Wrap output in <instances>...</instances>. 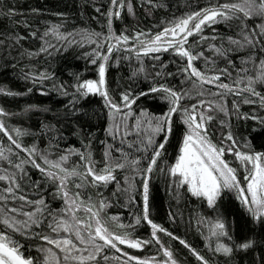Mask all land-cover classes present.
<instances>
[{"label":"snow or ice","instance_id":"6c2138e0","mask_svg":"<svg viewBox=\"0 0 264 264\" xmlns=\"http://www.w3.org/2000/svg\"><path fill=\"white\" fill-rule=\"evenodd\" d=\"M139 2L141 7H144L145 3L153 8L164 6L153 4L152 0H139ZM94 10L106 20L107 35L87 29L64 33L61 31L62 25L52 24L40 36L42 46L39 52L29 55L39 53L51 55L50 50H58L55 44L46 39L49 36L54 37L58 43L62 42V47L82 46L85 42L95 45L93 51L86 55L91 58L93 65H97L99 61L98 79H86L80 82L77 77V83L73 85L75 92L82 97L98 94L104 99L110 118L106 134L114 140L117 133H121L124 138L132 135L133 132L137 136L141 131L146 133V139L138 140L136 147L137 152L150 153L146 167H140L141 158H131L130 154L123 150L124 139H121L120 148L107 144L99 162L93 159L89 151L90 145H83L84 151L76 148L63 150L59 149L58 142L56 144L50 142L49 148H56L58 152L63 153L56 159H51L53 153L48 150L38 152L36 145L24 147L18 143V139L26 134V130L22 132L17 127H12L10 130L4 118H10L16 113H9L0 106V133L10 142L7 149L0 142V162L8 165L7 168L0 167V182H4L3 188L0 189V264H112V262L114 264H179L173 251L161 242L158 233L178 240L199 264H210L209 259L195 247L174 236L167 228L150 218L149 181L158 160L167 150L166 145H170L172 138L176 140L174 163L169 165L166 162L172 184L176 188L187 186L186 190L191 196L205 201L209 208L217 211L214 219L201 217L197 221L198 229L203 228L207 232L204 236L205 240H215L214 248L210 243L206 244V247L213 253H222L225 256H231L234 251L254 248L257 244L255 239L244 237L242 242H237L233 238L230 234V225L219 214L218 202L227 194H231L251 217L253 224L264 226V150L254 148L247 138L242 144H238L230 123L233 116L238 121L251 119L259 125L258 128L251 130L252 133L264 136V116L241 113L237 99H233L232 108L229 110L225 99L227 94H231L243 104L258 103L264 108V91L257 90L258 87L264 89V0H236L232 3L215 5L210 3L208 7L173 19L154 35L143 31L133 33L131 39L135 41V46L124 50L136 51L137 59L140 58V51H137L136 46L144 55L159 54L172 49L177 57L185 59L184 65L178 66V72L184 77L181 84L188 83L191 88L177 91L161 84L149 89L150 93L161 94V99L167 102L166 111L161 109L160 115H149L144 109H140L139 115L133 112L132 106L137 104L140 97H147L149 92L141 91L137 95L135 92L121 91L117 98L113 99L108 90L106 73L109 58L114 49L120 50L119 45L121 43L127 45L130 39L123 32L116 35L113 19L121 18L125 10L128 14L135 15L132 0H108L106 6L94 7ZM2 14L10 18L23 15L12 8ZM57 15L63 16L62 13ZM230 20L239 21L240 31L237 35L240 38L234 39L229 36L228 44L234 46L236 50H250L249 55L246 58L241 57L237 66L236 61L229 58L228 49L223 45L221 47L212 45L215 54L223 57L227 66L223 69H215L214 74H208L212 71L207 68L208 59L202 52L196 49L190 50L189 37L199 35L201 41L207 40L209 38L202 35L204 27ZM257 20L260 23H256ZM250 21L253 27H249ZM24 26L29 27L26 21ZM101 27L103 28L104 25ZM30 36L35 38L36 31L30 32ZM14 39L18 43L24 37L16 35ZM211 39L216 37L213 36ZM257 52L259 57L256 55ZM154 59L160 61V56L154 55ZM201 59L205 62L204 71L194 63ZM211 63L215 65L214 60ZM161 67L167 66L161 63ZM228 67L236 71L235 77H232ZM139 70L143 71V68ZM156 75L159 76L161 73L157 72ZM222 76L228 78L230 82H221ZM24 78L31 79L33 85L40 82L42 86L43 81L50 77L47 73H40L39 76L29 73L25 74ZM205 85L213 86L217 91L206 93ZM57 87L63 94H68L64 85ZM31 92L32 88H28L24 93L0 88V95L4 97L28 95ZM206 95L212 99H207ZM34 107L29 105L24 111L27 112ZM117 115L120 116V123L115 120ZM218 115H222L224 119H219L217 126L213 128V122L217 121ZM130 120L134 121L131 132ZM143 124L147 127L144 128ZM213 137H216V142L213 141ZM53 139L58 141L62 137L53 136ZM101 143L105 142L101 141ZM127 146L131 149L133 143L128 142ZM260 147L264 149V144ZM13 149L25 153L26 158L20 159L19 151L14 152ZM113 152L118 153V157H113ZM72 155H76L80 163L69 167L67 162ZM226 155H231L238 162L236 167L225 158ZM28 165L42 174L44 185L40 181L31 180L27 172ZM126 167H131L141 177V214L136 215L134 223L129 224L122 223L119 216H107L106 209L111 207V203L109 197H105L100 191L115 182L116 191H113L111 196L127 193L132 200L131 192L136 191L135 185L125 176L124 183L128 187L121 189L120 182L114 174L117 169L124 170ZM160 171H165V168H161ZM89 187L96 190L95 200L86 191ZM26 188L29 191L26 192L24 190ZM32 193H35V198L30 199ZM49 197L53 203L57 200L61 201L62 206L53 209ZM142 222L150 227L149 238L140 239L133 234L135 228ZM17 236L26 243L39 241L40 244L36 248L38 255H31L26 243H21ZM224 240L228 243L222 242ZM153 244L158 246L159 256L141 258L130 255L120 247L127 245L129 249H144ZM106 250H115L120 255L110 257L106 254ZM258 264H264V256Z\"/></svg>","mask_w":264,"mask_h":264},{"label":"trees","instance_id":"16d2710c","mask_svg":"<svg viewBox=\"0 0 264 264\" xmlns=\"http://www.w3.org/2000/svg\"><path fill=\"white\" fill-rule=\"evenodd\" d=\"M132 2L135 15L128 14L125 10L121 18L113 19V29L116 35L123 32L130 39L127 45H119L120 50L114 49L109 58L106 79L110 96L116 99L121 91L135 92L138 95L141 91L149 92L151 87H158L161 84L177 91L182 88H191L188 83L181 84L184 77L178 72V66L182 67L185 59L177 57L172 49L159 54L144 55L143 51L136 46L137 51H140L139 59H137L136 51H125L124 49H131L135 46V41L131 37L136 31L151 32L154 35L156 31L162 30L173 19L208 7L210 3L215 5L217 3H232L236 0H152L153 4L164 5L156 8L149 7L147 3L141 7L139 0H132ZM107 3L108 0H0V88L16 93H24L28 88H32V92L28 95L14 97L0 95V106H3L9 113H16L10 118H4L10 130L12 127L20 128L22 132L26 130V134L18 139V143L24 147L36 145L38 152L48 150L53 153L51 159H56L58 155L63 153L58 152L56 148H49L50 142L52 144L58 142L59 149L63 150L76 148L84 151L83 145H90L89 151L92 153L93 159L99 162L107 144L120 148L121 139H124L123 150L128 152L131 158H141L140 167L143 168L146 167V160L150 153L137 152L136 147L138 140L146 139V133L141 131L137 136L133 132L126 138L122 137L121 133H117L114 140L106 134L110 118L104 99L98 94L82 97L75 92L73 87L77 83V77H79L80 82L86 79H98L99 61L97 65H93L91 58L86 55V53L93 51L95 45L85 42L82 46L62 47V42L58 43L54 37L49 36L46 39L55 44L58 50H50L51 55L48 53L29 55V53L39 52L42 46L40 36L52 24L62 25L61 31L64 33L87 29L107 35L106 20L94 10V7L106 6ZM9 8L23 15L10 18L2 14L7 12ZM34 9L37 11L34 12ZM58 13H62L63 16L57 15ZM25 21L29 27L24 26ZM256 23H260V21L257 20ZM238 24L239 21L236 20L219 21L217 24L204 27L202 35L209 39L201 41L199 35L189 37L190 50L196 49L208 59L207 68L212 70L208 74H214L215 69H223L227 66L224 58L215 54L212 45L215 47L223 45L224 48L228 49L229 58L235 60L237 66H239L241 57L246 58L249 55L250 50H236L227 42L229 36L234 39L240 38L237 35L240 31ZM101 25L104 27L102 28ZM253 26L250 21L249 27ZM32 31L37 33L35 38L30 36ZM16 35L22 36L24 39L17 43L14 39ZM213 36L216 39H211ZM9 37H13V39H9ZM104 51L106 54V48ZM154 55H159L160 61H156ZM256 55L259 57V52ZM213 60L215 61L214 66L211 63ZM161 63L167 67L162 68ZM194 63L201 71L205 70L203 59ZM141 67L143 71L139 70ZM228 71L232 73V77L236 76V71L232 67H228ZM157 72H160L161 75L157 76ZM29 73L33 76L47 73L50 78L44 80L42 86L40 82L33 85L31 79L24 78L25 74ZM168 73H172V75H168ZM221 82L229 83L230 81L222 76ZM58 85H64L68 94L65 95L58 90ZM205 90L206 93L217 91L215 87L208 85H205ZM257 90L264 91L259 87ZM42 92L46 94L42 95ZM206 98L212 99L207 95ZM225 99L229 110L232 108L233 99H237V102L240 103L241 113L264 116V108L258 103L255 105L243 104L231 94H227ZM74 100L75 103H73ZM166 103L161 99V94L149 92L147 97H140L137 104L133 105L132 108L136 115H139L140 109H144L149 115H160L161 109L166 111ZM29 105L35 107L25 112L24 109ZM219 119H224V117L218 115L217 121L213 122V128L217 126ZM115 120L120 123V116L117 115ZM230 123L238 144H242L247 138L254 148L264 150L260 147L261 144H264V136L251 131L253 128L259 127L255 121L251 119L238 121L233 116ZM129 124V131L131 132L134 121L130 120ZM142 126L147 127L146 124ZM122 131L123 129H121ZM53 136L62 137V139L57 141L53 139ZM101 141L105 143L102 144ZM213 141L216 142V137H213ZM0 142L5 149L10 146V142L2 133H0ZM128 142L133 143L131 149L127 146ZM175 146L176 140L172 138L170 145H166L167 150L158 160L149 181L150 218L163 225L174 236L195 247L205 258L209 259L210 264H258L261 257L264 256V226L253 224L251 217L231 194H227L218 202L219 214L230 225V234L237 242H242L244 237H250L255 239L257 244L247 251H234L231 256L213 253L206 247V244L210 243L214 248L215 240H205L204 236L207 235V232L203 228L198 229L197 221L201 217L214 219L217 216V211L209 208L205 201L191 196L186 190L187 186L176 188L172 184L168 176L166 162L169 165L174 163ZM13 151H19L20 159L26 158V154L22 151L18 149H13ZM112 155L118 157L119 154L113 152ZM225 158L232 163L233 167L237 166L238 162L231 155H226ZM37 162L41 163L40 160ZM79 163L78 157L72 155L69 157L67 166L71 167ZM0 167L7 168L8 165L5 162H0ZM26 167L31 180L40 181L42 185L45 184L44 177L38 170L33 169L30 165ZM161 168H165V171L161 172ZM114 174L120 182L121 189L128 187L124 183V177L127 176L130 178V183L135 185L136 191L131 192L133 199L130 200L127 193H120L116 197L111 196V193L116 191L115 182L109 184L107 188L100 189L105 197H109L111 203V207L106 209L107 216H119L124 224L134 223L135 216L140 215L142 209L141 177L131 167H126L124 170L117 169ZM3 186L4 182H0V189ZM24 190L29 191L27 188ZM86 191L93 196L94 200L96 199L95 189L89 187ZM29 198H35V193H32ZM48 199L53 209L62 206L61 201L57 200L53 203L50 197ZM25 210L31 209L25 208ZM150 231V227L142 222L135 228L133 234L137 238L146 239L150 237ZM201 232L204 234L202 235ZM158 235L161 242L173 251L179 264H199L178 240L170 239L162 233H158ZM16 238L20 239L21 243H26L21 237L17 236ZM222 242L228 243L226 240ZM39 244L40 242L35 240L26 243L31 255H38L36 248ZM120 247L123 251H128L130 255H137L141 258L160 255L158 246L155 244L144 249H129L124 245ZM106 254L110 257L120 255L115 250H106Z\"/></svg>","mask_w":264,"mask_h":264},{"label":"rangeland","instance_id":"374dc122","mask_svg":"<svg viewBox=\"0 0 264 264\" xmlns=\"http://www.w3.org/2000/svg\"><path fill=\"white\" fill-rule=\"evenodd\" d=\"M121 44H123V43H121ZM124 246H127V245H124Z\"/></svg>","mask_w":264,"mask_h":264}]
</instances>
